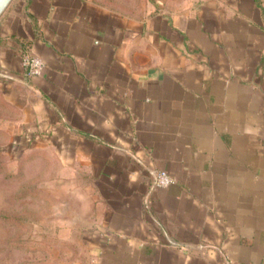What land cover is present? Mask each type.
I'll use <instances>...</instances> for the list:
<instances>
[{
    "label": "crops",
    "instance_id": "0c3cea01",
    "mask_svg": "<svg viewBox=\"0 0 264 264\" xmlns=\"http://www.w3.org/2000/svg\"><path fill=\"white\" fill-rule=\"evenodd\" d=\"M158 2H11L0 97L90 177L94 264H264V0Z\"/></svg>",
    "mask_w": 264,
    "mask_h": 264
},
{
    "label": "rangeland",
    "instance_id": "374dc122",
    "mask_svg": "<svg viewBox=\"0 0 264 264\" xmlns=\"http://www.w3.org/2000/svg\"><path fill=\"white\" fill-rule=\"evenodd\" d=\"M93 1L129 15L159 3ZM45 134L0 97V264H94L87 241L92 181L59 159Z\"/></svg>",
    "mask_w": 264,
    "mask_h": 264
},
{
    "label": "built area",
    "instance_id": "2783aa9c",
    "mask_svg": "<svg viewBox=\"0 0 264 264\" xmlns=\"http://www.w3.org/2000/svg\"><path fill=\"white\" fill-rule=\"evenodd\" d=\"M22 65L26 70L27 76L40 75L44 68L43 59L32 53H25L22 55ZM174 183V178L166 171H158L154 175V185L157 187H167Z\"/></svg>",
    "mask_w": 264,
    "mask_h": 264
},
{
    "label": "water",
    "instance_id": "95a60500",
    "mask_svg": "<svg viewBox=\"0 0 264 264\" xmlns=\"http://www.w3.org/2000/svg\"><path fill=\"white\" fill-rule=\"evenodd\" d=\"M11 1L12 0H5V2L3 4H0V16L4 12V10L6 9V7L9 5V3Z\"/></svg>",
    "mask_w": 264,
    "mask_h": 264
},
{
    "label": "clouds",
    "instance_id": "9594fccd",
    "mask_svg": "<svg viewBox=\"0 0 264 264\" xmlns=\"http://www.w3.org/2000/svg\"><path fill=\"white\" fill-rule=\"evenodd\" d=\"M5 2V0H0V4H3Z\"/></svg>",
    "mask_w": 264,
    "mask_h": 264
}]
</instances>
